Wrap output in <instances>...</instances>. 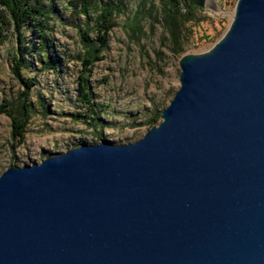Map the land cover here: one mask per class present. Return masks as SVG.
I'll use <instances>...</instances> for the list:
<instances>
[{"label": "water", "instance_id": "water-1", "mask_svg": "<svg viewBox=\"0 0 264 264\" xmlns=\"http://www.w3.org/2000/svg\"><path fill=\"white\" fill-rule=\"evenodd\" d=\"M180 68L140 139L0 174V264H264V0Z\"/></svg>", "mask_w": 264, "mask_h": 264}, {"label": "rangeland", "instance_id": "rangeland-1", "mask_svg": "<svg viewBox=\"0 0 264 264\" xmlns=\"http://www.w3.org/2000/svg\"><path fill=\"white\" fill-rule=\"evenodd\" d=\"M237 1L205 0L197 23L183 37L184 50L178 52L165 26V0L145 4L143 0H125L126 10L114 16L117 24L107 36L102 58L85 70L78 59L84 49L82 34L88 25L92 29L88 32L90 39L96 41L101 34L95 27L97 10L88 9L91 21L87 25L88 18L75 13L70 0H45L46 7L52 9V20L44 25L53 42L51 53L58 59V69L44 65L37 48L35 52L31 50L41 39L35 30L26 29V57L31 66L25 69V75L22 73L35 79L30 90L35 112L22 141L13 140L11 119L0 114V174L13 164L41 161L82 143L108 139L121 144L143 137L152 127L147 122L150 113L155 109L163 111L181 86V57L207 51L221 39L233 19ZM7 33L9 37L0 47V104L24 87L14 75L12 63L19 35L13 27ZM80 75L89 78L94 115L104 122L97 128L92 119L86 118L88 106L77 95ZM41 105L48 108L47 114L42 112ZM79 113L85 120L76 118ZM161 114L154 125L162 121ZM86 120L89 122L85 123Z\"/></svg>", "mask_w": 264, "mask_h": 264}, {"label": "trees", "instance_id": "trees-1", "mask_svg": "<svg viewBox=\"0 0 264 264\" xmlns=\"http://www.w3.org/2000/svg\"><path fill=\"white\" fill-rule=\"evenodd\" d=\"M147 1L153 0H143V4ZM204 3L205 0H165L164 4L166 7L163 12V18L175 51L182 52L184 50L182 46L183 37L188 36L190 30H192V24L197 23L199 13L204 9ZM70 4L75 13H82L86 18H88L87 13L90 8L97 10L98 13L95 18V27L101 34L98 35L96 41L88 37V32L92 30L88 25L91 21V17H89L85 21L88 28L82 34L84 49L78 55V59L82 62L84 69L90 70V67L103 56L107 46V36L117 24L114 16L118 12L126 10L125 0H70ZM0 7L3 8L0 12V47L9 37L7 31L13 27L19 35L16 51L12 53L13 73L24 86L23 90L11 99H3L0 104V114L10 117L13 140L22 141L26 135L31 117L35 112V105L30 97V90L36 84L33 77L24 76L25 69L31 66V62L26 57L29 45L24 41V34L28 28L38 33V38L41 40L37 41L38 43H35L34 48L31 50L35 52L34 50L37 48L38 52L36 53L41 62L47 67L57 70L58 59L51 53L53 42L44 25V23H50V19L52 20V9L46 7L45 0H0ZM79 30H82V28H79ZM77 95L79 100L88 106L89 113L85 114L86 118L92 119L94 127L102 126L104 122L94 115L96 114V109L92 103V93L87 76H79ZM41 108H43L42 112L44 114L48 113V108L44 105H41ZM161 112L155 109L150 113L147 122L152 126L156 124ZM90 113H92L91 117ZM76 118L85 120L81 113L76 115ZM88 122L87 120L85 121V123Z\"/></svg>", "mask_w": 264, "mask_h": 264}]
</instances>
